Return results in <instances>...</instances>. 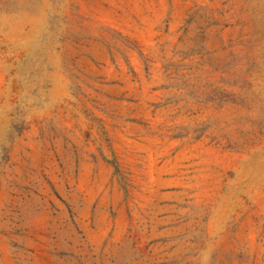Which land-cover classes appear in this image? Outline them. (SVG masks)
Instances as JSON below:
<instances>
[{"label": "rangeland", "instance_id": "374dc122", "mask_svg": "<svg viewBox=\"0 0 264 264\" xmlns=\"http://www.w3.org/2000/svg\"><path fill=\"white\" fill-rule=\"evenodd\" d=\"M0 264H264V0H0Z\"/></svg>", "mask_w": 264, "mask_h": 264}]
</instances>
